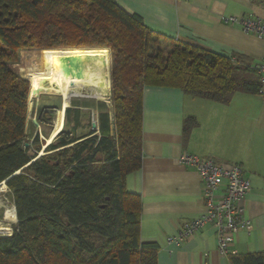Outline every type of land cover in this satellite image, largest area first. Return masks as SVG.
Segmentation results:
<instances>
[{"label":"trees","instance_id":"trees-1","mask_svg":"<svg viewBox=\"0 0 264 264\" xmlns=\"http://www.w3.org/2000/svg\"><path fill=\"white\" fill-rule=\"evenodd\" d=\"M142 22L115 0H0V182L17 220L11 235H0V264H156L158 247L140 240V197L124 186L141 165L144 87H175L221 104L236 92L261 94L259 74L243 58ZM76 47L109 50L112 119L101 111L96 129L77 135L82 111L66 108L69 135L62 129L43 155H30L29 81L10 64L29 50L40 66L28 71L54 70L57 51ZM196 125L194 117L183 120L184 139ZM226 256L231 264H264V252Z\"/></svg>","mask_w":264,"mask_h":264},{"label":"crops","instance_id":"crops-1","mask_svg":"<svg viewBox=\"0 0 264 264\" xmlns=\"http://www.w3.org/2000/svg\"><path fill=\"white\" fill-rule=\"evenodd\" d=\"M115 1L160 35L241 57L251 65L264 55V39L242 32L240 21H221L235 16L264 22V0ZM142 98L141 165L126 175L124 186L140 197V240L156 244V264H231L230 257L218 252L212 227L180 244L167 242L185 222L204 212L200 177L193 167L178 161L183 153L241 166L250 182L241 204L250 225L235 232L232 248L235 254L264 252L263 94L236 92L221 104L175 87L145 86ZM187 117H194L197 125L184 139Z\"/></svg>","mask_w":264,"mask_h":264},{"label":"built area","instance_id":"built-area-1","mask_svg":"<svg viewBox=\"0 0 264 264\" xmlns=\"http://www.w3.org/2000/svg\"><path fill=\"white\" fill-rule=\"evenodd\" d=\"M224 23L241 22L242 32L254 33L264 39V22L256 18L239 19L235 16L223 17ZM260 82L261 94L264 92V55L254 64ZM184 165L193 167L202 185V204L204 212L198 218L189 219L174 235L167 237L168 243L180 244L194 237L206 227H212L221 255L235 254L232 248L233 235L239 230L248 229L250 221L245 218L242 201L250 188V182L243 174L238 163H218L212 158H199L196 155L183 153L177 158ZM5 181L0 182V186ZM6 190L9 192L7 185ZM10 193V192H9ZM14 208V206H13Z\"/></svg>","mask_w":264,"mask_h":264},{"label":"bare ground","instance_id":"bare-ground-1","mask_svg":"<svg viewBox=\"0 0 264 264\" xmlns=\"http://www.w3.org/2000/svg\"><path fill=\"white\" fill-rule=\"evenodd\" d=\"M108 61L109 54L106 49H70L60 53L56 69L34 70L27 73L30 81V98H37L39 94L60 96L61 103L56 110V120L43 147L49 145L62 131L64 113L66 107L70 106V97H93L108 101L110 92ZM38 152V156L44 154V150ZM5 187V183H2V188ZM14 213L13 207L6 208L2 214L3 220L14 222L16 219ZM0 229L8 230V227L0 226Z\"/></svg>","mask_w":264,"mask_h":264},{"label":"rangeland","instance_id":"rangeland-1","mask_svg":"<svg viewBox=\"0 0 264 264\" xmlns=\"http://www.w3.org/2000/svg\"><path fill=\"white\" fill-rule=\"evenodd\" d=\"M80 49H85L83 47H76ZM35 50V49H32ZM70 50V49H67ZM66 49H60L57 51L58 56L60 53H64V51H67ZM72 50V49H71ZM107 50V48H106ZM27 51L29 50H20L18 52V59L16 62H13L10 64V66L18 72L23 78H27V73L29 72L28 69L30 68H39L40 64V56L37 54H30ZM24 52V54L22 53ZM109 54V73L111 71V65H112V59L110 52L108 50ZM23 55L24 60L21 58ZM108 73V75H109ZM110 79V75H109ZM111 83V79H110ZM111 86V84H110ZM109 86V87H110ZM29 92H30V81H29ZM110 92H109V98H107L108 101H101L93 97H82V96H73L70 97V105L71 106H81L85 108V111L82 110L81 112V125L77 128V135H83V133L89 132L91 129V122L94 121L95 125H97V115L101 111H106L109 113L110 119H112V104L110 99ZM60 96L58 95H52V94H39L37 98L35 97H29L28 93V102H27V114H26V130H25V142L28 143L29 148V154H34L36 152V157L39 155L40 150L45 151V139L50 134L52 130V125L54 124V121L56 120V110L60 106ZM70 122L68 121V118L64 115V128L63 131L67 135L70 133ZM113 124H110V134H114L113 131ZM97 132V131H96ZM75 134V135H76ZM37 137V138H36ZM36 138L37 141L34 140ZM45 138V139H44ZM45 153V152H44ZM2 185L0 186V226H6L8 227V230L6 229H0V235L1 236H8L11 235L12 229L16 225V219L14 222H8L3 220V212L6 208L13 207L12 197L9 192L6 190H2ZM8 222V223H7ZM6 224V225H5Z\"/></svg>","mask_w":264,"mask_h":264},{"label":"water","instance_id":"water-1","mask_svg":"<svg viewBox=\"0 0 264 264\" xmlns=\"http://www.w3.org/2000/svg\"><path fill=\"white\" fill-rule=\"evenodd\" d=\"M67 108V107H66ZM66 110V109H65ZM91 129H96V127H97V125H95V123H94V121H92L91 122ZM28 145V143H24V146H27ZM41 156V155H40ZM19 172V171H18ZM18 172H16V173H18ZM14 210H15V207H14ZM16 213V212H15ZM15 213H14V215H15ZM16 216V215H15Z\"/></svg>","mask_w":264,"mask_h":264}]
</instances>
